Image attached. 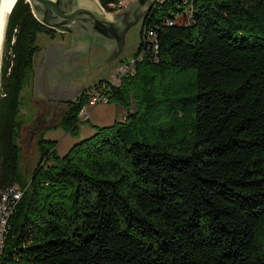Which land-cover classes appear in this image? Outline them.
Instances as JSON below:
<instances>
[{
	"label": "trees",
	"instance_id": "16d2710c",
	"mask_svg": "<svg viewBox=\"0 0 264 264\" xmlns=\"http://www.w3.org/2000/svg\"><path fill=\"white\" fill-rule=\"evenodd\" d=\"M42 34L55 33L16 0L0 67V199L21 194L0 264H264V0H157L133 73L109 90L136 108L61 156L39 134L26 174L22 92ZM88 98L62 114L65 130Z\"/></svg>",
	"mask_w": 264,
	"mask_h": 264
},
{
	"label": "flooded vegetation",
	"instance_id": "af4514ba",
	"mask_svg": "<svg viewBox=\"0 0 264 264\" xmlns=\"http://www.w3.org/2000/svg\"><path fill=\"white\" fill-rule=\"evenodd\" d=\"M132 3L128 4L127 7ZM58 5L64 12H71L80 7L88 8L90 12L79 11L77 24L73 25L69 31L52 29L55 33L51 37L52 41L41 47L39 52L40 55L43 51L44 56L41 58V72L34 73L33 76L34 87L39 88L41 95L38 96V99L41 98L40 101L45 100L47 102L48 107L52 110V116L57 111H63V114L70 105L86 92L88 86L90 89L93 84L98 82L99 77H95L85 83L90 70L86 68L88 65L87 54L91 52V61L96 62L101 55H106L113 47H116L115 42L116 38H118L117 32H115V39L111 41L100 32V23L97 22L98 11L94 5V0H58ZM115 12L118 11H111V13ZM149 12L146 9L144 16L148 15ZM48 18L54 22L63 19L55 13L49 14ZM145 19L134 25V28H138L139 36L141 35ZM120 20H125V17H121ZM60 33H63V38L61 37L58 40L56 37L58 38V35H61ZM127 52L125 51L124 54ZM123 58L124 56L120 57L115 64L119 63ZM60 72L64 73V77L58 80L57 74ZM72 74L78 76V81L69 87L68 84Z\"/></svg>",
	"mask_w": 264,
	"mask_h": 264
},
{
	"label": "rangeland",
	"instance_id": "374dc122",
	"mask_svg": "<svg viewBox=\"0 0 264 264\" xmlns=\"http://www.w3.org/2000/svg\"><path fill=\"white\" fill-rule=\"evenodd\" d=\"M124 1L126 2L121 4L118 8L127 6L130 2H134L135 0ZM14 2L15 0H13L11 8ZM103 10L108 13L111 12L105 9ZM181 21L180 18L176 20V22ZM60 34L61 35H58L56 39L59 40V38H63V33ZM51 41V37L46 35L42 34L38 36V43L41 47L46 46ZM139 43L140 36L138 28L135 27L131 30L127 39V44L132 46V48L121 60H130L132 56H135ZM3 54L4 48L2 55ZM38 63L39 53L36 55L34 68L38 67ZM114 66H111L110 70L106 71L107 78H109V75L112 73ZM38 89L39 88L34 87V79L32 78L22 92L21 127L18 133V141L21 147V167L26 174L31 173L39 157L36 144L39 134L46 139L55 140L56 145L54 151L57 155L61 156L67 153L74 143L91 136L97 128L110 125L116 120H124L126 112L133 111L136 108L133 94L129 96L127 106L111 100L107 102H97L93 105H88L86 102L83 105L84 110H86V113L82 115L83 118L79 117V123L75 128L65 130L59 123L63 111H57L55 115L52 116V110L48 107L47 102L45 100L40 101L41 98L38 99V96L41 95ZM86 93L87 95H91L89 86L87 87Z\"/></svg>",
	"mask_w": 264,
	"mask_h": 264
},
{
	"label": "water",
	"instance_id": "95a60500",
	"mask_svg": "<svg viewBox=\"0 0 264 264\" xmlns=\"http://www.w3.org/2000/svg\"><path fill=\"white\" fill-rule=\"evenodd\" d=\"M26 2H28L31 8V12L40 23L47 26L48 28L55 29L58 31H69V29L73 27V25H76L77 15L79 11L86 13L90 12L88 8L85 7H80L71 12H64L59 7L58 0H26ZM155 2H157V0H135L134 3H132L129 7L123 9L122 11L108 13L103 10L98 0H94V5L96 7V10L98 11L97 22L100 23V32L110 41L115 39V32H117L118 38H116L115 42L116 47H113V49L107 52L106 55H101V57L96 62L91 61V52L87 54L88 65L86 68L90 70L85 79V83L95 77H99L98 81L103 79V72L109 67L113 66L120 57L124 56L125 51L131 50L132 46L127 45L128 35L134 28L135 24L141 22L142 19H145L147 15L144 16V12L146 11V9L150 11ZM52 13L61 16L63 19L55 22L52 21L48 18V15ZM123 16L125 17V20L121 21L120 18ZM43 56L44 53L42 51L39 55L38 67L34 69L35 74L41 72V58ZM63 77L64 73L60 72L57 74L58 80H60V78L62 79ZM77 81L78 76L72 74L68 86H73V84Z\"/></svg>",
	"mask_w": 264,
	"mask_h": 264
},
{
	"label": "built area",
	"instance_id": "2783aa9c",
	"mask_svg": "<svg viewBox=\"0 0 264 264\" xmlns=\"http://www.w3.org/2000/svg\"><path fill=\"white\" fill-rule=\"evenodd\" d=\"M136 56H132L130 60H122L117 63L109 78L105 77L96 82L90 88L91 95L88 98V105H93L97 102L109 101V90L112 86H119L122 76L132 74L135 69ZM84 107V106H83ZM81 108L78 116L83 118L82 115L86 113L84 108ZM20 191L16 188H12L10 191V197L8 195H2L0 199V255L4 248L5 232L7 228V221L10 215V200H17L20 196Z\"/></svg>",
	"mask_w": 264,
	"mask_h": 264
},
{
	"label": "bare ground",
	"instance_id": "6f19581e",
	"mask_svg": "<svg viewBox=\"0 0 264 264\" xmlns=\"http://www.w3.org/2000/svg\"><path fill=\"white\" fill-rule=\"evenodd\" d=\"M12 2L13 0H0V20H2V26H0V67L2 61L3 43L5 42L4 35H5L7 17L9 11L11 10Z\"/></svg>",
	"mask_w": 264,
	"mask_h": 264
},
{
	"label": "crops",
	"instance_id": "0c3cea01",
	"mask_svg": "<svg viewBox=\"0 0 264 264\" xmlns=\"http://www.w3.org/2000/svg\"><path fill=\"white\" fill-rule=\"evenodd\" d=\"M124 2H126V1H124V0H120V5L123 4ZM132 2H133V1H132ZM132 2H130V3H132ZM130 3H129V4H130ZM120 5H119V6H120ZM126 7H127V6H121L120 8H122V9H119V8H118V10L116 9V11H122L123 8H126ZM128 45H129V44H128ZM136 47H137V46H136ZM115 65H116V64H115ZM113 66H114V65H113ZM108 70H110V67H109L107 70H105V71L103 72V74H102V77H103V78L106 77V71H108ZM96 79H97V78H96ZM96 79H94V81H96Z\"/></svg>",
	"mask_w": 264,
	"mask_h": 264
},
{
	"label": "snow or ice",
	"instance_id": "6c2138e0",
	"mask_svg": "<svg viewBox=\"0 0 264 264\" xmlns=\"http://www.w3.org/2000/svg\"><path fill=\"white\" fill-rule=\"evenodd\" d=\"M0 26H2V20H0Z\"/></svg>",
	"mask_w": 264,
	"mask_h": 264
}]
</instances>
